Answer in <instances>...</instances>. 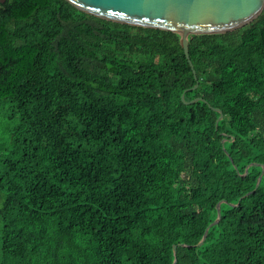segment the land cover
I'll list each match as a JSON object with an SVG mask.
<instances>
[{"label":"trees","instance_id":"obj_1","mask_svg":"<svg viewBox=\"0 0 264 264\" xmlns=\"http://www.w3.org/2000/svg\"><path fill=\"white\" fill-rule=\"evenodd\" d=\"M188 41L0 4V264H264V10Z\"/></svg>","mask_w":264,"mask_h":264},{"label":"water","instance_id":"obj_2","mask_svg":"<svg viewBox=\"0 0 264 264\" xmlns=\"http://www.w3.org/2000/svg\"><path fill=\"white\" fill-rule=\"evenodd\" d=\"M81 12L119 24L173 31L180 35V45L191 69L188 36L193 34H222L248 25L264 10V0H66ZM5 0H0L3 4ZM195 75V71L193 70ZM196 88V86L194 87ZM184 100V95L181 96ZM198 99L187 102L191 104ZM219 113L216 125L223 117ZM246 171V170H245ZM262 174L255 188L244 195L253 194L259 187ZM242 198L239 199V202ZM218 216L205 229L197 246L206 239L209 228L221 219V202ZM180 246H185L181 244ZM176 257V246L173 247ZM175 264V261L174 263Z\"/></svg>","mask_w":264,"mask_h":264},{"label":"rangeland","instance_id":"obj_3","mask_svg":"<svg viewBox=\"0 0 264 264\" xmlns=\"http://www.w3.org/2000/svg\"><path fill=\"white\" fill-rule=\"evenodd\" d=\"M1 107H2V108H1ZM7 107H8V106H6L5 103L0 102V108H1L4 112H6ZM1 203H2V197H0V206H1Z\"/></svg>","mask_w":264,"mask_h":264}]
</instances>
